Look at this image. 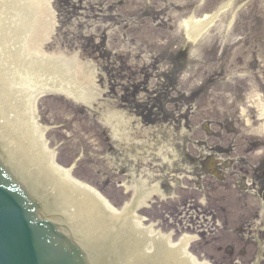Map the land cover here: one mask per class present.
I'll return each instance as SVG.
<instances>
[{
  "label": "rangeland",
  "instance_id": "1",
  "mask_svg": "<svg viewBox=\"0 0 264 264\" xmlns=\"http://www.w3.org/2000/svg\"><path fill=\"white\" fill-rule=\"evenodd\" d=\"M43 1L51 23L36 31L41 52L49 62L62 60L51 76L92 98L87 106L63 93L36 97L43 137L56 163L74 162L75 178L119 209L129 200L123 185L131 177L111 159L117 148L122 156L145 158L160 146L162 152L165 147L175 152L184 148L188 161L199 152L198 139L226 146V156L216 155V161L230 162L223 181L218 172L201 175L204 197H191L194 185L187 179L193 175H179L184 178L179 185L189 187L180 195L202 211L197 229L205 231L188 242V250L206 254L213 264H264V200L261 204L258 199L264 197L263 118L255 121L262 128L257 133L245 124L264 111V0H231L194 40L180 22L213 12L228 0ZM27 6L26 17L32 19L34 11ZM43 71L35 83L45 82L48 70ZM105 109L128 121H120L127 131L123 148L116 147L100 122ZM8 150L4 153L17 166ZM126 156L122 167L131 160ZM160 157L135 162L142 174L152 169L148 183L159 178L158 167L164 166ZM163 204L165 212L149 211L161 231L173 229L174 241L181 231L194 232V223L179 218L181 200L171 197ZM239 225L248 230L250 241L244 243L229 229Z\"/></svg>",
  "mask_w": 264,
  "mask_h": 264
},
{
  "label": "bare ground",
  "instance_id": "2",
  "mask_svg": "<svg viewBox=\"0 0 264 264\" xmlns=\"http://www.w3.org/2000/svg\"><path fill=\"white\" fill-rule=\"evenodd\" d=\"M230 1L222 3L213 12L198 17L191 15L182 20L180 25L184 27L188 38L196 39ZM27 5L34 11L33 16L30 15L32 19L26 17ZM46 6L43 0H0V140L4 148L9 147L8 154L22 170L25 181L35 184L45 196L48 194L52 199L50 204L66 211L75 233L82 236L81 244L87 250V255L94 262L102 260L105 251L108 255L103 258V264H210L199 261L188 251V241L194 236L181 234L178 241L173 242L171 233L162 234L153 228L148 232L152 224L145 229L136 226L135 230L131 223H123L124 218L127 216L131 222L136 220L139 225L140 217L133 216L131 211L116 213L96 189L79 182L77 178L75 180L69 167L56 163L54 152L48 148L43 137L44 127L40 124L36 97L42 92L63 93L65 97L87 106L92 105V98L86 92L56 82L55 75L51 76L50 71L56 70V64L60 66L62 60L49 62L48 57L41 52L38 26L48 29L51 23ZM63 66H66L64 60ZM43 69L48 70V77L43 82L45 84L40 85L35 82L42 77L40 71ZM259 114L263 115L261 112ZM99 119L105 129L110 131L115 145L123 148L127 131H123L120 121H128L118 117L111 109L100 112ZM246 124H249L248 119ZM165 148L164 152L160 147L150 153L149 159L155 160L161 155L159 159L160 164L165 166L164 175L173 183L178 178L174 168L178 165L175 161L178 155L174 150ZM188 167L184 170L191 169ZM136 182L144 181L139 178ZM40 192L37 195L42 196ZM155 192L162 195L157 184L150 190L143 189L136 198L144 200ZM42 198L45 201V197ZM50 204L45 203V207ZM112 220H119L124 225L113 223ZM147 241L151 242L150 246ZM148 247L153 248L151 253ZM107 257L110 258L106 260Z\"/></svg>",
  "mask_w": 264,
  "mask_h": 264
},
{
  "label": "water",
  "instance_id": "3",
  "mask_svg": "<svg viewBox=\"0 0 264 264\" xmlns=\"http://www.w3.org/2000/svg\"><path fill=\"white\" fill-rule=\"evenodd\" d=\"M40 208L0 158V264H88Z\"/></svg>",
  "mask_w": 264,
  "mask_h": 264
},
{
  "label": "flooded vegetation",
  "instance_id": "4",
  "mask_svg": "<svg viewBox=\"0 0 264 264\" xmlns=\"http://www.w3.org/2000/svg\"><path fill=\"white\" fill-rule=\"evenodd\" d=\"M184 198L182 196H179V200H181L183 202L182 206H180V208H182V209L179 210L180 211L179 212V216H180L179 218L181 219L182 223L185 222L186 224H190L186 221L194 222L195 219H193V217L195 215H197L198 212L202 213V211H200V209L196 205L186 203V198H185V200H184ZM175 206H177V204H175ZM150 212L152 214H156V213H161V212H165V211L160 209V208L159 209L155 208V209H152ZM203 213H205V211Z\"/></svg>",
  "mask_w": 264,
  "mask_h": 264
}]
</instances>
